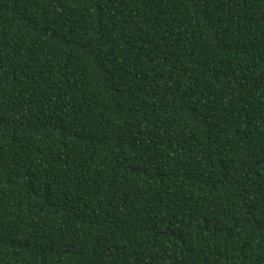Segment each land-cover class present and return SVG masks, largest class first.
Wrapping results in <instances>:
<instances>
[{"label":"trees","instance_id":"16d2710c","mask_svg":"<svg viewBox=\"0 0 264 264\" xmlns=\"http://www.w3.org/2000/svg\"><path fill=\"white\" fill-rule=\"evenodd\" d=\"M0 264H264V0H0Z\"/></svg>","mask_w":264,"mask_h":264}]
</instances>
